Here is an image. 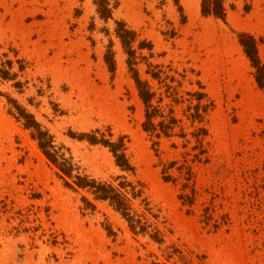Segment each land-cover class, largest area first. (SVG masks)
I'll return each mask as SVG.
<instances>
[{"label": "rangeland", "instance_id": "1", "mask_svg": "<svg viewBox=\"0 0 264 264\" xmlns=\"http://www.w3.org/2000/svg\"><path fill=\"white\" fill-rule=\"evenodd\" d=\"M95 1L0 0V65L12 62L16 74L0 79V264H264V90L239 43L251 36L264 65V0H222L224 20L203 16L196 0L193 22L184 0H107L106 21ZM116 23L136 34L134 69L164 122L175 120L168 137L142 129ZM9 100L80 176L140 192L126 197L145 234L108 202L68 188ZM96 130L123 138L133 171L69 136Z\"/></svg>", "mask_w": 264, "mask_h": 264}, {"label": "trees", "instance_id": "2", "mask_svg": "<svg viewBox=\"0 0 264 264\" xmlns=\"http://www.w3.org/2000/svg\"><path fill=\"white\" fill-rule=\"evenodd\" d=\"M98 13L103 20H108L111 17V10L108 8L109 3L107 0H96ZM201 13L203 16H214L215 18L224 20L226 11L223 7L222 0H201ZM115 36L120 41V44L127 55V66L129 72L132 75V79L135 83L138 96L145 108L144 123L142 129L145 133L155 138H160L161 135L168 137L169 131L173 125L176 124L175 120L170 119L169 122H164V117L160 116L159 110L151 105L154 98V94L150 92V88L147 83L142 81L138 75L137 70L134 69L136 60V50L133 49V44L136 41V34L125 28L124 24L116 23ZM239 43L243 48L246 57L251 62L252 67L255 69V81L260 89L264 90V65L261 64L258 55L257 48L254 39L249 35H241L239 37ZM151 51L152 46L150 44L140 42L137 46V50ZM104 62L107 65L109 72L115 71V61L113 53L110 49L104 56ZM12 62L6 61L0 65V79L3 81H15L16 74L11 73ZM20 70L22 68L20 67ZM152 77H156L152 75ZM13 87L19 89L22 84L15 82ZM14 112H9L11 116L18 121H22L23 127L26 130L31 131V138L37 142L38 148L44 155V157L51 163L61 174L63 178L71 180L73 186L65 183V185L76 191L81 190L89 193L95 201L108 202V204L117 212L128 224L132 233L145 234L146 228L141 225L139 220H135L133 216H130L129 200L126 195L131 194L133 198L139 196L140 192H134V188L130 184L119 182L118 188H114L111 185L97 182L90 179L87 176H80L79 169L72 163L71 158H66L61 153L59 148H56L53 142V138L47 131L42 130L41 126L35 121L32 115L27 113L25 109L19 106L16 101L9 100ZM156 118H162L157 124H154ZM72 139H76L80 142H87L91 146H102L109 150L115 160V164L123 172H131L133 168L130 166L126 156L123 138L118 139L116 142H112L109 136L106 137L103 133L96 130L90 134L73 135L69 134ZM170 178H165V181H169ZM131 187L130 192H126V188ZM85 201V200H84ZM91 206V205H90ZM92 207V206H91ZM154 241L160 242L158 238L153 235L150 236Z\"/></svg>", "mask_w": 264, "mask_h": 264}, {"label": "bare ground", "instance_id": "3", "mask_svg": "<svg viewBox=\"0 0 264 264\" xmlns=\"http://www.w3.org/2000/svg\"><path fill=\"white\" fill-rule=\"evenodd\" d=\"M196 0H184V6L189 13L191 21L193 22L195 17L198 15V6Z\"/></svg>", "mask_w": 264, "mask_h": 264}]
</instances>
